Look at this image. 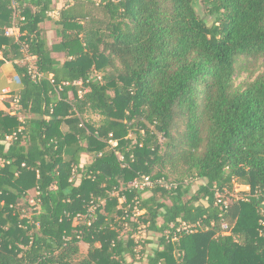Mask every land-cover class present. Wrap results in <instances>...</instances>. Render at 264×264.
I'll return each mask as SVG.
<instances>
[{"label":"trees","instance_id":"1","mask_svg":"<svg viewBox=\"0 0 264 264\" xmlns=\"http://www.w3.org/2000/svg\"><path fill=\"white\" fill-rule=\"evenodd\" d=\"M202 4L206 18L193 0H0V68L22 80L0 109V264H264V0ZM24 48L40 82L15 63ZM240 58L263 72L236 88ZM140 176L155 185L129 189ZM235 184L260 195L221 217L216 189ZM183 223L202 228L173 240Z\"/></svg>","mask_w":264,"mask_h":264},{"label":"built area","instance_id":"2","mask_svg":"<svg viewBox=\"0 0 264 264\" xmlns=\"http://www.w3.org/2000/svg\"><path fill=\"white\" fill-rule=\"evenodd\" d=\"M52 16H55V13L51 14ZM6 36L7 37H13L15 38L17 41L20 39L21 37V32L19 30V28L17 27H13L10 28L6 31ZM24 52V57L22 60L20 61H16V64H21L23 66H26L27 71H28V75L31 77V79L34 82H40L41 79L43 78V75L39 72L38 70V66H37V57L30 55L28 53L27 48L23 49ZM0 59H2V53L0 52ZM100 79V77H99ZM51 80V78H50ZM69 83H63V85L61 87H59V91H62V87L63 86H68ZM73 85H77V86H81L82 83L81 82H75ZM80 95H82L83 92H79ZM11 91L9 90H4L3 91V96L9 97L10 96ZM20 105V97L16 96L14 98V101L12 102V107L14 109H18ZM12 114H15V112H12ZM15 138V136L12 137H8L7 141H11ZM109 144L112 147H116L118 144L116 141H109ZM123 159V158H122ZM5 166V162L0 159V168H3ZM24 166V165H23ZM155 185V183L152 181V179L150 177L147 176H140L138 179H136L134 182L129 184V189L131 190H138V191H143L146 188H151ZM237 184H235L233 191H230L228 189H224V190H219L216 189V206L220 207V210L222 211L221 213V217H223V215L225 213H227L229 211L230 208V200H233L236 203H242V202H250L252 198L254 197H258L260 194L259 192H252V189L250 186H240V187H236ZM167 189H171L172 186L169 185H165ZM236 187V188H235ZM35 196H30L29 198V203L31 206H33V210L34 212H37L39 210V201L37 200L39 193L35 192L34 194ZM113 196H118V193H113ZM125 196L120 198V203H125ZM104 200H100L99 199V204L98 205H92L87 214L85 215H78L75 222L76 223H81L83 225H87V226H91L92 222L94 221L93 216L95 214V210L97 209L98 206L100 205H104ZM264 205V202L263 204ZM262 213H264V211H262ZM139 215V212H138ZM22 218H26L29 219L30 217L27 216L25 214V212H23ZM224 220V219H223ZM262 224H264L262 222ZM37 227H39V225L36 224ZM235 225L234 224H229L226 221H223V223L221 224V232L223 236H231L233 234V229H234ZM201 227V223H197V224H186L183 223L179 228H177L176 233H175V237L173 238V240L177 239V234L182 233V232H186L188 234H193L196 233ZM141 228L139 234L142 232ZM136 241L139 240V236H135ZM141 248V247H140ZM142 249V248H141Z\"/></svg>","mask_w":264,"mask_h":264},{"label":"rangeland","instance_id":"3","mask_svg":"<svg viewBox=\"0 0 264 264\" xmlns=\"http://www.w3.org/2000/svg\"><path fill=\"white\" fill-rule=\"evenodd\" d=\"M198 13L200 14L201 17L206 18V15L204 14L205 10L203 8L202 0L199 3ZM47 26L49 28H52L54 25L52 23H49ZM55 34L56 33L52 34L51 37L55 36ZM53 41L54 40L51 38L52 43H53ZM262 72H263V62L262 61L256 63V62H249L245 58H240L237 62V65H236V74H235V80H234L235 87L239 88V87L243 86L246 82L249 81L250 77H252L254 79ZM253 79H251V80H253ZM9 107H10V105H9ZM86 119L90 120L91 122H94L96 124L100 122V117L98 115L89 114ZM182 130H183V128H182ZM161 140H162V142H165L164 138H161ZM240 186H243V185H241V184L236 185V187H240ZM29 195H31V197L35 196L34 191L31 190L28 193L26 198L29 199V197H30ZM168 201L169 200H167V199L165 200V202H168ZM18 208H21L20 212L21 213L25 212V214L27 216H30L29 212L34 211L33 208L32 209H30V208L25 209L24 208V201H22L18 205ZM123 234H125V231ZM138 236H139L138 238L140 241L148 240L149 242H151L150 244H147L145 248H146L147 254H152L153 250L157 248L159 235H156V234L151 233V232L148 233V232H146V229H143V231L140 234H138ZM88 249H89L88 244L81 242L80 243V254L77 257L76 261L84 258L88 253ZM140 249L141 248H139L138 250H140ZM142 264H146V263L144 262Z\"/></svg>","mask_w":264,"mask_h":264},{"label":"crops","instance_id":"4","mask_svg":"<svg viewBox=\"0 0 264 264\" xmlns=\"http://www.w3.org/2000/svg\"><path fill=\"white\" fill-rule=\"evenodd\" d=\"M56 1V0H55ZM55 16H57V12H55ZM48 29L47 36L51 44L58 42V38L55 34V36H52V34L56 33L53 28L46 27ZM51 38L54 40L53 43L51 42ZM56 57L63 59V55H56ZM22 88V80L19 76L15 64L12 62H6L1 68H0V109L4 111L9 110V99L10 97H4L3 91L9 90L11 93L18 94ZM11 95V94H10Z\"/></svg>","mask_w":264,"mask_h":264},{"label":"water","instance_id":"5","mask_svg":"<svg viewBox=\"0 0 264 264\" xmlns=\"http://www.w3.org/2000/svg\"><path fill=\"white\" fill-rule=\"evenodd\" d=\"M201 0H193V5L195 7V9L198 11L199 10V3Z\"/></svg>","mask_w":264,"mask_h":264}]
</instances>
